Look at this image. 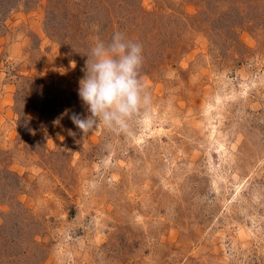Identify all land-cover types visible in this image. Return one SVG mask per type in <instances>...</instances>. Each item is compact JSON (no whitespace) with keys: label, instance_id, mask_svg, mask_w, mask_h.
Returning <instances> with one entry per match:
<instances>
[{"label":"rangeland","instance_id":"374dc122","mask_svg":"<svg viewBox=\"0 0 264 264\" xmlns=\"http://www.w3.org/2000/svg\"><path fill=\"white\" fill-rule=\"evenodd\" d=\"M5 2L0 264H264V0ZM115 31L151 102L83 135V54Z\"/></svg>","mask_w":264,"mask_h":264},{"label":"clouds","instance_id":"9594fccd","mask_svg":"<svg viewBox=\"0 0 264 264\" xmlns=\"http://www.w3.org/2000/svg\"><path fill=\"white\" fill-rule=\"evenodd\" d=\"M83 55L87 60L78 95L89 115L72 113L69 119L83 135L100 125L112 133L127 132L151 102L140 78L142 44L115 31L108 41L97 39Z\"/></svg>","mask_w":264,"mask_h":264},{"label":"trees","instance_id":"16d2710c","mask_svg":"<svg viewBox=\"0 0 264 264\" xmlns=\"http://www.w3.org/2000/svg\"><path fill=\"white\" fill-rule=\"evenodd\" d=\"M0 9L2 8V13H4L5 11H6V9H7V4H6V2H5V0H0Z\"/></svg>","mask_w":264,"mask_h":264}]
</instances>
